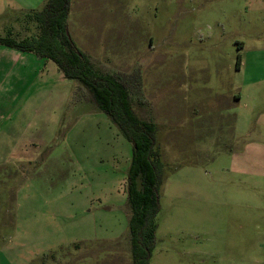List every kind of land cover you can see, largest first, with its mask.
<instances>
[{
    "label": "rangeland",
    "instance_id": "1",
    "mask_svg": "<svg viewBox=\"0 0 264 264\" xmlns=\"http://www.w3.org/2000/svg\"><path fill=\"white\" fill-rule=\"evenodd\" d=\"M68 34L155 127L150 264H264V0H71ZM78 83L40 81L36 162L0 170V264H133V145Z\"/></svg>",
    "mask_w": 264,
    "mask_h": 264
},
{
    "label": "trees",
    "instance_id": "2",
    "mask_svg": "<svg viewBox=\"0 0 264 264\" xmlns=\"http://www.w3.org/2000/svg\"><path fill=\"white\" fill-rule=\"evenodd\" d=\"M70 11L71 0H47L41 11L24 15L25 23L34 25L31 35L23 39L0 37V45L53 61L67 79L78 81L89 90L99 109L133 145L126 188L131 210L130 245L133 264H150L157 241L156 216L160 211L162 163L161 153L156 149V130L153 124L134 114L131 90L125 80L96 70L90 58L78 51L68 34ZM240 65L239 55L238 69Z\"/></svg>",
    "mask_w": 264,
    "mask_h": 264
},
{
    "label": "crops",
    "instance_id": "3",
    "mask_svg": "<svg viewBox=\"0 0 264 264\" xmlns=\"http://www.w3.org/2000/svg\"><path fill=\"white\" fill-rule=\"evenodd\" d=\"M46 2L0 0V18L9 12L13 15V23L17 20L18 24L26 13L37 11L39 5ZM8 34L10 30L0 37ZM45 74L50 75L46 81ZM53 79L68 80L53 61L0 45V170L13 169L23 174L36 162L38 152L33 148L39 146L43 138L39 131L31 132L41 107L38 97L34 96L39 94L40 81L42 88H47L46 85ZM75 88L81 93L87 89L80 82ZM42 91L45 92L44 89Z\"/></svg>",
    "mask_w": 264,
    "mask_h": 264
}]
</instances>
